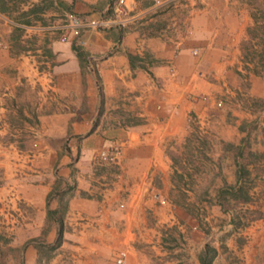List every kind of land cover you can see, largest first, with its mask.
<instances>
[{
    "label": "crops",
    "instance_id": "obj_1",
    "mask_svg": "<svg viewBox=\"0 0 264 264\" xmlns=\"http://www.w3.org/2000/svg\"><path fill=\"white\" fill-rule=\"evenodd\" d=\"M114 1L62 0V13L96 19ZM155 1L124 0L123 26L83 31L81 63L48 27L57 10L27 25L0 13V246L16 249L17 264H42L47 247V264H115L121 250L123 264H156L151 219L171 216L170 153L192 124L217 138L222 182L244 180V149L264 157V140L243 145L239 123L251 114L216 104L242 77L255 22L247 0ZM258 82L252 92L264 96ZM112 148L116 164L99 160Z\"/></svg>",
    "mask_w": 264,
    "mask_h": 264
},
{
    "label": "rangeland",
    "instance_id": "obj_2",
    "mask_svg": "<svg viewBox=\"0 0 264 264\" xmlns=\"http://www.w3.org/2000/svg\"><path fill=\"white\" fill-rule=\"evenodd\" d=\"M32 2L29 8L41 7L47 12L57 10L54 15L57 20L49 17V24H56L64 18L63 7L56 3L54 5L53 0ZM247 3L256 21L249 30L251 37L244 60L253 64L259 61V52L264 47V0H247ZM18 7L16 2V8L12 9L13 16H18L15 13ZM32 15L36 16L34 13ZM253 78L258 79L259 87H264L263 69L259 75L240 77L237 86L218 97L222 99V105L218 108L225 104L238 112L251 114L239 123L249 133L244 139L245 148L250 143H254L252 145L255 147L264 140V96L252 92ZM125 121L134 120L125 118ZM204 127L192 124L183 149L170 153L174 170L179 171L172 174L175 187L168 192L171 216L161 223L151 219L153 236L149 242L150 255L160 258L156 264H199L198 255L205 249L206 257L212 255L211 264H264V176H261L264 174V160H261L264 157L258 154V150L244 149V154L237 159L246 171L249 169L252 173H245L242 191L227 189L229 184L220 181L218 174L220 158H213L218 155L215 152H218L216 147L219 143L216 137L209 136L207 132L198 133ZM224 145L233 151L236 159L238 147L235 144ZM182 161L184 165H181ZM219 185L226 189L220 194L217 192ZM208 247L214 250H207ZM50 251L48 247L43 250L42 264H47ZM0 264H17L16 249L6 247L3 241Z\"/></svg>",
    "mask_w": 264,
    "mask_h": 264
},
{
    "label": "built area",
    "instance_id": "obj_3",
    "mask_svg": "<svg viewBox=\"0 0 264 264\" xmlns=\"http://www.w3.org/2000/svg\"><path fill=\"white\" fill-rule=\"evenodd\" d=\"M178 0H156L155 3L158 6L167 2H176ZM127 18V10L124 5V0H115L110 5L109 14L104 17L87 20L79 14L70 13L66 15L60 22L56 24H50L48 27L59 33L60 41L71 42L77 46L83 45V40L80 38L83 31L87 29L93 30H109L116 26H123ZM218 106L222 105V100H217ZM119 155L118 148H112V150H102L98 154L99 160L108 163L116 164L117 157ZM125 252L118 251L114 257L115 264H123L125 259Z\"/></svg>",
    "mask_w": 264,
    "mask_h": 264
},
{
    "label": "trees",
    "instance_id": "obj_4",
    "mask_svg": "<svg viewBox=\"0 0 264 264\" xmlns=\"http://www.w3.org/2000/svg\"><path fill=\"white\" fill-rule=\"evenodd\" d=\"M25 1L26 0H0V13H3L4 15L11 17L10 13L12 12V9L16 8V2L18 4H20V3H24ZM57 1H58V4L60 6H62L67 11L68 10L70 11V6H66L62 2V0H57ZM9 3H11V6L9 5ZM42 11H43V9L41 7L28 8L27 10H25V11L23 10L21 13H19L18 16L14 17V19H17L19 22L27 25L30 23L29 19L25 18L27 15H29L31 13L36 14V13L42 12ZM263 44H264V39H263ZM71 46H72V49L74 50V52L76 54V57L78 58V60L81 63L83 61V52L81 51L80 46H77L74 43H72ZM246 55H248V52L244 53L243 56L246 57ZM134 57H136V56H134ZM134 57L128 56L130 61ZM263 69H264V47L259 52V61L251 64L247 59H245L242 69H237V72L241 76L248 78L251 74H254V75L261 74ZM243 70H245V73H243ZM241 128H243V126ZM239 169H240L242 176H244L245 173L248 172L244 169V167L242 165L239 166ZM243 182L244 181L238 182V180H237V182L235 184L228 185L227 189H230V190L231 189H233V190L238 189V190L242 191L243 190ZM225 190L226 189L223 188V191L219 192V194L223 193ZM207 250H214V249L208 247ZM211 260H212V255H210L209 257L205 256V249L202 250V252L198 255L199 264H211Z\"/></svg>",
    "mask_w": 264,
    "mask_h": 264
}]
</instances>
